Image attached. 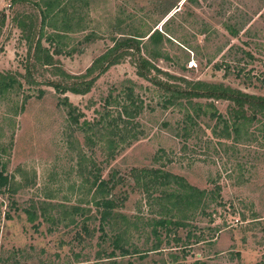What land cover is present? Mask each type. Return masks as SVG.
Listing matches in <instances>:
<instances>
[{
    "label": "rangeland",
    "instance_id": "obj_1",
    "mask_svg": "<svg viewBox=\"0 0 264 264\" xmlns=\"http://www.w3.org/2000/svg\"><path fill=\"white\" fill-rule=\"evenodd\" d=\"M43 7L42 0H0V12L6 16L0 30V75L16 81L12 89L0 91V155L17 189L13 195L0 194V257L18 249L22 253L17 259L25 264H110L98 256V221L90 225L95 229L92 239L78 243L74 240L80 231L78 217L74 224H69L70 218L52 224L40 216L30 223L23 209L34 205L39 215L41 207L50 205L45 208L55 207L49 213L60 219L63 216L58 213L65 205L80 203L94 209L81 196L85 190L77 188L83 183L76 175L77 149L85 135L73 131L76 127L68 122L63 99L93 122L104 113L116 116L118 103L132 89L134 99L143 103L142 112L133 120L139 139L108 164L95 148L104 177L113 169L128 177L133 168L158 165L153 159L164 149L166 158L173 162V172L189 183L201 190L213 189L211 182L219 184L221 198L217 203L221 205L211 202L205 215L191 217V227L179 233L181 242L166 238L159 250L147 253L155 243L147 223L158 218L159 208L144 193L132 190L130 179L121 189V196L127 198L120 212L130 221L126 238L130 251L137 248L146 257L140 260L133 254L116 258L117 264H264L262 123L255 121L247 128L254 133V142L246 141L249 138L243 135L234 151L215 154L213 149L205 150V140L216 141L207 129L209 123L198 119L199 129L183 150L184 139L170 129L182 121L185 111L178 107L163 110L152 84L155 80L182 86V80L223 83L264 97V0H79L74 7L82 10L81 31L66 34L60 55H53L57 44L45 40L59 24L46 23L42 28ZM30 23L34 41L42 29L41 46L50 51L51 65L36 60L35 44L30 48L24 39ZM155 29L162 34L157 43L147 40ZM86 35H91V42L83 41ZM121 36H146L137 39L141 55L155 67L148 78L137 75L136 57L130 55L103 74L95 72L87 78H95L87 94L55 90L53 83H65L63 75H84ZM69 50L73 52L66 55ZM154 54L158 56L152 57ZM78 81L72 78L66 84ZM107 97L109 106L105 105ZM197 102L203 109L211 103ZM213 104L226 116L230 103ZM5 213L12 220H7ZM198 230H202L201 241H188V231L198 235Z\"/></svg>",
    "mask_w": 264,
    "mask_h": 264
},
{
    "label": "trees",
    "instance_id": "obj_2",
    "mask_svg": "<svg viewBox=\"0 0 264 264\" xmlns=\"http://www.w3.org/2000/svg\"><path fill=\"white\" fill-rule=\"evenodd\" d=\"M79 0H42L44 7L40 11L42 17L41 25L59 24L58 29L47 36L45 39L51 44H57L53 51V55H60L62 53L61 45L64 39H67V33L74 30L81 31V13L82 10L75 8ZM187 1V0H186ZM39 6V4H37ZM72 7V11L69 8ZM39 9V8H38ZM6 20L4 12H0V30ZM59 20V21H58ZM29 24L27 33L24 39L28 41L29 47L35 44V57L44 65H51L52 57L49 55V50L42 48L41 41L43 40V31L38 29L35 35L31 30L33 27ZM21 28V22H18ZM24 27V26H23ZM24 30V29H23ZM146 36H121L117 39L112 47L108 48L105 53L100 55L92 65L87 69L86 73L81 77H72L68 74L63 75L65 83H53V87L60 94L69 91L73 94L84 95L87 94L94 83V79L87 80L95 72L98 75L106 72L110 67L121 63L125 57L133 56L137 67V75L141 78H148L151 69H155L152 62L143 57L141 51V41L137 38ZM162 34L155 29L152 33L147 35V40L159 42ZM91 35H86L83 39L85 43L91 42ZM147 48H145V52ZM135 51V53H133ZM45 53L43 57L41 53ZM73 50L65 51L66 55H70ZM250 56L249 54H247ZM158 54L152 55L157 57ZM63 74V73H62ZM72 78L79 79L77 83L66 84V80ZM184 86L180 84L168 83L165 81H153L152 84L157 88L158 96L160 98V106L163 110L178 107L184 110V118L177 126L172 127L176 137L184 139L183 150L187 148L186 141L199 129V120L204 118L207 129L210 132L215 142L205 140V150H212L218 154L221 150L223 152L234 151L235 146L240 144L243 135L246 136V141L254 142L256 140L254 133L248 132L247 128L255 121L262 123V132L264 134V97L248 94L239 89H234L226 86L223 83H208L203 81H185ZM16 81L11 77H4L0 75V91H8L13 88ZM18 83V82H17ZM19 84V83H18ZM125 99L118 103V111L116 116L104 113L93 122L85 119L84 115L77 113V110L67 101L63 99V104L67 108V118L71 126H75L74 132H82L85 139L82 144H78L76 175L82 177L83 183L79 190H85L86 193L80 194L86 198V203L93 206V210L78 205L67 207L65 205L62 212L58 213L63 216L62 219L52 216L49 212L55 210V207H50L47 210L44 205L41 207L39 215L35 210L34 205L23 209V213L27 216L30 223H34L38 216L43 221H49L52 224L60 223L59 220L69 219V224L75 223V218L80 219V231L75 235L78 243H83L87 239H92L95 229L91 230V223L98 221V232L100 233L98 239V247L101 249L98 256L100 261L104 258L110 264H117L116 258H125L133 254L138 255V259L143 260L146 255L140 253L137 248L130 251L127 242V234L130 226L129 219L120 212L126 200V195L121 189L128 186L129 180L132 179V190L144 193L147 200L153 201L159 208L156 212L158 218H153L147 223L151 227L150 234L154 238L155 243L153 247L147 251L153 252L160 249L163 239L172 238L175 242L182 241L179 233L191 227L189 219L194 217L197 213L201 215L206 214V209L211 202H215L221 198V186L212 183L213 189H199L195 185L188 182L187 178L173 172L170 159L166 158L165 150L159 149V154L154 157V164L146 168H133L130 170L128 177L122 176L121 173L113 169L107 176L104 177V169L97 161V153L95 148L102 154V160L105 163L114 161L126 148H129L134 142L139 139L138 125L133 123V120L142 112V101L135 100L132 89H128ZM199 100L211 101L205 109L198 103ZM226 101L230 103L226 116H223L217 111L213 102ZM106 106H109V98L105 99ZM192 111V114L191 112ZM250 112V115H247ZM80 118H84L80 121ZM199 119V120H198ZM198 120V121H197ZM263 121V122H262ZM212 124V125H210ZM163 126H169L163 123ZM245 130V131H244ZM229 141V142H228ZM231 141V142H230ZM216 145V146H215ZM217 148H220L218 150ZM96 153V154H95ZM1 154V153H0ZM94 155V156H93ZM96 155V157H95ZM166 158V159H165ZM165 159V163L161 162ZM102 164V163H101ZM82 190V191H83ZM17 191L13 176L7 173L6 164L2 162L0 155V194L9 193L15 194ZM12 202V201H11ZM13 210L18 211L15 202H12ZM7 220H12L9 213H5ZM34 228L37 229V226ZM198 229L194 227L195 230ZM197 231V230H196ZM199 234L188 231L187 239L196 238L195 244H198L202 238V230H198ZM169 240V239H168ZM190 244V246H192ZM109 251L107 252V250ZM20 253L19 256H17ZM18 249L11 254L0 257V264H25L17 258L21 257ZM146 253V254H147ZM144 254V255H141ZM145 256V257H144Z\"/></svg>",
    "mask_w": 264,
    "mask_h": 264
}]
</instances>
